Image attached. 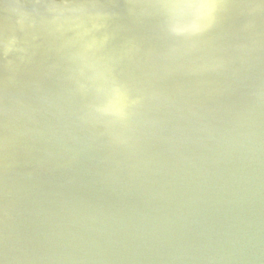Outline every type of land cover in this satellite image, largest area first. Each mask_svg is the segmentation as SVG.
<instances>
[{"label":"water","instance_id":"obj_1","mask_svg":"<svg viewBox=\"0 0 264 264\" xmlns=\"http://www.w3.org/2000/svg\"><path fill=\"white\" fill-rule=\"evenodd\" d=\"M85 0H0V39L42 37L48 20L65 37L75 34L78 14L66 13L57 5ZM111 13L104 26L93 35L108 36L107 57L98 63L71 61L67 50L58 51L43 39L28 54L0 51V234L3 229V146L5 139L15 144V169L33 171L31 178L19 177L22 234L33 246L57 243L50 234L55 225L88 224L111 217L121 197L100 182L114 165H101L81 153L75 142L96 136L113 126L110 115L119 113L130 100L151 98L149 118H159L170 96L204 0H97ZM90 27V22H86ZM82 69L83 74L77 70ZM111 77L124 84L129 93L111 91L105 84ZM79 84L85 85L80 88ZM159 108V110H156ZM89 113L99 120L82 124L78 117ZM155 128L141 133L142 158ZM107 143L108 137L101 138ZM102 156L103 153L98 154ZM122 160V157H115ZM126 174L117 185L125 192ZM38 213L39 215H36Z\"/></svg>","mask_w":264,"mask_h":264},{"label":"clouds","instance_id":"obj_2","mask_svg":"<svg viewBox=\"0 0 264 264\" xmlns=\"http://www.w3.org/2000/svg\"><path fill=\"white\" fill-rule=\"evenodd\" d=\"M153 4H161L163 0H149ZM66 13L78 14L79 24L76 25L75 34L66 38L64 33L55 27L57 18L48 20V27L42 37L25 36L22 39H0V51L7 57L16 51L27 55L30 47H39L37 40L54 45L58 51L67 50L71 53V61H83L81 51L91 53L88 60L98 63L106 59V44L109 37L97 39L93 33L104 25L99 23L107 21L112 13L97 0H85L82 3H68L57 5ZM86 22L91 26L86 27ZM77 70L83 74L82 69ZM106 86L114 92L125 95L129 89L111 77H105ZM80 88L85 85L79 84ZM151 105V98L146 101L139 99L130 100L119 113L105 114L112 119L109 124L112 128L96 136H85L82 140L76 138L75 142L81 145L80 151L73 156L77 159L81 153H91L88 158L96 159L98 164H112L114 167L106 171L100 179L117 197L127 195L118 190L126 174L131 182L147 181L148 173L156 172L149 167L151 161L139 159L141 155V133L144 128H158L163 122L160 118H149L147 109ZM159 110V108H156ZM82 124H87L89 119L100 118L89 113L78 117ZM260 128V127H259ZM258 128V129H259ZM258 129L249 128L241 134L231 146L237 152H251V146L258 143ZM107 136V143L101 138ZM103 153L102 156L98 154ZM15 144L5 139L3 146V229L0 234V264H163L164 261L178 259L176 254L182 251L183 246H172L168 243L170 225L150 224L141 220L139 222H126L124 220L108 219L97 220V216H89L90 223H71L69 225H55L50 234H43L46 238L55 237L57 243L33 246L30 237H26L20 230L18 217L20 215L19 201L20 189L17 185L19 177L31 178L33 171L25 173L15 169ZM122 157L116 160L115 157ZM39 215L38 213H35ZM250 242L247 233L237 229L231 239V251L237 259Z\"/></svg>","mask_w":264,"mask_h":264}]
</instances>
